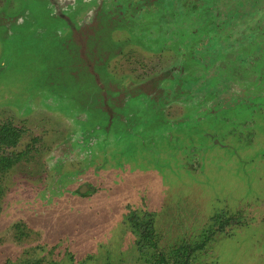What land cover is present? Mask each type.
Returning <instances> with one entry per match:
<instances>
[{
    "label": "rangeland",
    "instance_id": "1",
    "mask_svg": "<svg viewBox=\"0 0 264 264\" xmlns=\"http://www.w3.org/2000/svg\"><path fill=\"white\" fill-rule=\"evenodd\" d=\"M42 4L15 0L9 15L26 7L41 11ZM85 7L79 2L76 8L82 11ZM215 9L225 15L212 19L228 24L226 30H217L218 44L237 39L241 49L238 45L231 48L229 57H220L224 52L221 47L215 49L219 53L216 61L208 57L199 68L197 63H189L188 69L182 65L186 60L172 67L179 52L178 48L170 52V40L166 41L168 49L154 54L144 46L126 44L127 33L122 30L110 27L112 32H106L108 21L102 33L96 27L94 40L106 42L101 49L103 59L109 57L119 70L115 77H109L106 71L111 70L103 59L95 58L89 64L92 74L99 72L106 93L126 89L122 91L125 95L132 88L136 93L158 91L159 84L172 77L186 94L175 99L182 109L176 112L183 116L156 117L146 128L148 113L145 117L136 115L134 126L142 128L139 132L133 135L119 125L118 133L111 131L104 137L105 143L92 146V150L86 146L95 137L86 136L82 141L81 135L84 128L91 130L88 123L96 121H87L94 78L87 75L84 63L71 59L75 77L68 74V81H64L78 84L79 90L61 91L63 81L55 86L45 77L50 70L48 61L19 53L14 45L8 49L6 33L0 29L4 43L0 42V119L8 118L25 131L18 145L0 151V157L28 151L20 163L0 174V264H106L109 260V264H135L136 255L128 246L135 236L126 217L142 218L145 214L152 218L158 248L164 253L175 244L192 245L212 234L205 249L191 257V264H264V89L257 83L260 62L244 68L239 58L248 57L247 43L261 41L257 38L261 31L264 35V0H221ZM236 10L240 17L233 15ZM93 25L83 26L79 32L89 34ZM79 32L75 34L78 44ZM110 36L125 44L117 49ZM193 50L188 56L196 60L198 54L196 48ZM88 52L84 47L83 57ZM181 66L189 73L175 80ZM169 67L170 73H166ZM230 68L245 78L247 91H223L229 83L221 80L206 87L210 81H206L207 69L220 77ZM142 71L149 73L143 75ZM196 77L200 83L190 82ZM134 78L138 83L129 82ZM232 82L231 88L242 90L241 83ZM175 90L179 91L175 86L169 88ZM98 91L106 96L103 90ZM148 101L142 93L131 104L150 105ZM258 102L262 110L256 108ZM237 106L239 119L245 121L241 125L235 121ZM119 110L120 121L129 124L125 118L129 112L120 106ZM116 135H120L119 140ZM172 136L181 141L168 143ZM227 219L229 223L219 233L220 222Z\"/></svg>",
    "mask_w": 264,
    "mask_h": 264
},
{
    "label": "flooded vegetation",
    "instance_id": "2",
    "mask_svg": "<svg viewBox=\"0 0 264 264\" xmlns=\"http://www.w3.org/2000/svg\"><path fill=\"white\" fill-rule=\"evenodd\" d=\"M21 1L26 2V0ZM220 1L221 0H33V4L35 5L36 3L37 5L40 2L43 3L41 11H29L27 7H24L25 9L17 10L14 14L9 15L12 6L15 4V0H0V29H2L3 27V31L4 33H6L5 42L8 49L9 47H13L14 45L15 47L19 48L17 49L19 53L23 52L25 53V55L27 54L28 57L32 56L35 58H43L42 60L44 62L48 61V65H50L48 66V68H50V70L47 71L45 77L47 76L49 79H52V84H54L55 86H61L62 84L60 83V81H63V88L60 89L61 91H69L68 88H74L76 90H79L78 84L72 83L71 85L67 84V82L64 81H68V74H70L72 77H75L74 72L76 71H72V69H70V65L72 64L71 59H79L84 63V68L85 70H87V75L94 78L93 82H90V85L92 84L94 88L89 89V91H92V97L90 99L89 105L92 111L87 115V121L91 122L92 119H96V121L94 125H90L88 123V126L91 130L88 131L84 128L83 131H81V135L82 141L86 138V136L95 137H93L94 142L90 143V146H86V148L92 150L95 149L100 142H104V137L111 131L115 130L116 133H118L117 128L119 125L120 129L121 126H124L125 130L129 133H132L133 135H135L134 133H136V131L139 132V130H141L142 128L134 126V123L136 122V115H143L145 117L146 113H148V115L146 116V128H148L149 126L147 124L152 123L150 119L153 120L154 118H158L160 116L171 118L180 116L182 112L179 113L176 111L182 109L178 108L175 103L178 102L177 100H179V96L182 97L186 94L185 91L180 90L178 81L176 83L171 81L172 77H170L168 81H162L160 83L161 85L159 84L160 88L158 91H146V93L144 91H139L136 93L133 91L134 88H132V91H128V93L125 94L126 96L122 92L126 91V89H117L118 91H108L106 93L103 88V86H105L103 81L100 82L98 78L99 72L94 70L95 73L92 74L89 71V68L91 69V65H89L91 61L94 62L96 60L95 58L101 61L104 58L101 49H103V45L106 42H102L100 44V42H96V40H94V37L95 39H97L96 27L99 26V32L102 33L104 23L105 21H108V24L105 23V27H108V30L106 32H110L112 29H114L113 31L122 30L123 32L127 33L126 38H124L126 44L130 43L136 44L138 46H144L147 51H151L154 54L159 53L162 50L165 51L166 49H168L166 41L170 40V52L173 54V50H175L176 48H178L179 52V57H174L177 60L171 62L172 67L173 65L178 66L180 62L186 60V63L182 65H187L188 69H190L189 65H192L193 63H197L196 66L199 68V66H205L203 62L206 61V58L208 57H214L212 61H216L215 56H217L219 53L216 54L214 52L215 49H219L221 47L224 52L220 54V57H229L230 51L232 49L235 50V46L238 45V41H236L237 39H234L232 42L227 41V43L223 45H219V42L216 40L217 38L215 37V34H218L217 30L219 28L226 30L225 26H228L227 22L220 24V21H218L225 14L217 11V9L214 10V6H219ZM79 2L82 4H86V6L88 7H85L84 10L80 11L76 8L77 3ZM216 15L218 16V20L212 19V16L215 17ZM233 15L240 17V12L236 10L234 11ZM235 19L240 18H233V20ZM4 20H6V23H2ZM89 25L94 26H90L88 30V32H90L89 34L86 33L85 35V33L83 34V31L79 32L81 28H84L83 26ZM110 27H112L111 30H109ZM204 31L205 33H202ZM76 32L81 33L80 44L76 42ZM205 34L206 36H204ZM263 37L264 35H262L261 31L257 35V38L261 41H254L253 43H247L245 45V53L248 54V57H239H242L241 60L243 62L240 65L244 68L248 67L250 63L260 62L259 79L257 80V83H262V90L264 89V84L262 82L264 80ZM107 39L110 38L108 37ZM110 40L114 42L113 45L116 46L117 49L121 48L122 45L125 44L124 42H118V39L113 40L112 37ZM126 40H128V42ZM0 42H3L1 38ZM165 44L167 46H165ZM197 46L201 48L197 49ZM84 47L86 51H89L87 53V57H83ZM194 48H196V52L198 54L196 60H194L193 56H188L189 53L194 54ZM238 48L241 49L239 45ZM106 58H108V60ZM106 58L103 59L102 62L103 64L106 63V68L112 71H106V75L109 76L110 74H112L111 76L115 77L119 70L114 67L116 64L109 62V57ZM170 67L168 69H165L164 71L167 70L166 73H170ZM112 68L116 69L117 71H113ZM64 69L67 70L63 72ZM184 69L185 67L181 66V73L179 72V74L176 75L174 79L176 77L178 79V76L180 75H183L185 77V75L189 73V70L186 71V69ZM207 70V72H204L206 73V81L208 78L210 81L206 82V87H208L210 84H214V81L219 82V80H221L228 81L229 83V87L223 89V91H247L244 82L245 78L242 76L240 77L236 71L232 72L231 68L228 71L223 70L220 73V77L216 75L217 72L212 71L210 69ZM145 73L147 74L149 73V71H142L143 75ZM151 74H156V72H151ZM189 80H191L190 82L196 81V84L200 83L201 81L200 78H197L195 80ZM232 80L241 83L242 90L238 88L236 89V87L231 88V83H233ZM84 81H88V78H84ZM137 81L139 80L134 78V80H131L129 82ZM184 82H186V78L182 81V88L184 87ZM162 83L167 86V89L163 88ZM174 86L179 91H169V88L171 89V87ZM98 88L101 91L103 90L106 96L102 95L100 91H98ZM106 88L108 90L113 89H109L108 87ZM190 89L195 88L190 87ZM189 92L191 93L195 91H187V93ZM197 92L198 91H196L194 94H196ZM142 93L148 96V104L150 105H147V102H136L132 105V99ZM228 95H230L229 92L225 94V99L229 98ZM197 96L201 97L202 95L197 94ZM255 100L258 101V99ZM119 106L122 110L124 109L125 111L129 112V115L125 117L129 124H126L125 122L123 123V121H120V119L118 118L117 115L120 111ZM261 106L262 104L258 102L256 108L262 110ZM168 108L171 109L169 110ZM223 108L227 109V106H223ZM169 111L176 113L169 115ZM232 111L234 112V110ZM238 111L239 106H237L235 110V115L238 118L235 121L241 125L242 122L245 121L239 119L240 112ZM5 126H7V128H14L18 130L19 136L15 146L0 145V151L14 149L18 145L23 134L25 133L24 129L15 126L13 123L10 122L8 118H6L4 120H1L0 136L1 133L6 131ZM102 126L103 128H101ZM142 133H145V128ZM176 133H180L181 135H183V133L181 132ZM116 136V140H119L120 135ZM144 136L145 134L142 135V138ZM97 137H99L100 139L98 140ZM60 138L61 134L59 135V139ZM171 141H174L175 144H178L181 139L178 136H172L170 137L168 143H170ZM33 142H35L34 139ZM92 146H95V148H93ZM167 146L168 145L165 144L164 147ZM14 152H12L10 155L0 157L1 161L3 157H15L16 155L19 156L17 162H15V164H12V166L6 169L0 168V174L20 163L28 151H24L21 153ZM79 193L81 194L82 192L79 191ZM126 219L128 220V228L131 230V233L135 236L134 243L128 246L131 247L133 254L136 255V261L138 264H173V259L170 258V255H172L171 253L173 251L179 249L182 246L194 247L195 245H200L199 249L195 248L194 251L190 253L188 264H191V257L193 256L194 258V256L198 252L203 251V249H205L206 247L205 242H209L212 237V234H208L206 235L208 236V238H206L205 233L203 235V237L205 238L202 239L199 243H194L192 245H185V243L179 245L175 244L173 245V248L169 249L164 253L158 248L157 233L155 232L154 223L149 214L143 215L142 218H139L138 215H128ZM226 222L229 223V220L220 222V227L218 231L219 233L228 224ZM148 224L151 229L150 239H152L153 241L151 244L147 241L144 242L142 237V235H145L146 233L143 232V228H145ZM163 259L167 260L169 263H166L165 261H163ZM118 264L124 263H122V261H119Z\"/></svg>",
    "mask_w": 264,
    "mask_h": 264
},
{
    "label": "trees",
    "instance_id": "3",
    "mask_svg": "<svg viewBox=\"0 0 264 264\" xmlns=\"http://www.w3.org/2000/svg\"><path fill=\"white\" fill-rule=\"evenodd\" d=\"M6 127V131H4L3 133H1L0 136V145L2 146H15L18 136H19V132L18 130L14 129V128H7ZM19 159V156L16 155L15 157H3L0 161V168L1 169H6L10 166H12V164H15V162H17V160ZM144 231L146 232L145 235H142L143 237V241L144 242H148V243H152V239H150L151 236V229L149 227V224L143 228ZM138 230V228H137ZM199 249L200 245H195L194 247L191 246H182L179 249L173 251L170 255V258L173 259V264H188V260H189V256L190 253L194 251V249ZM166 263H169L167 260H164ZM50 264H54V263H50Z\"/></svg>",
    "mask_w": 264,
    "mask_h": 264
}]
</instances>
